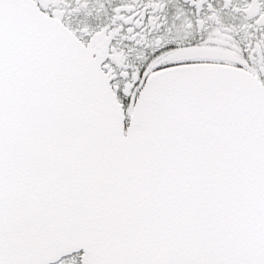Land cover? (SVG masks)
<instances>
[{
	"label": "snow or ice",
	"instance_id": "obj_1",
	"mask_svg": "<svg viewBox=\"0 0 264 264\" xmlns=\"http://www.w3.org/2000/svg\"><path fill=\"white\" fill-rule=\"evenodd\" d=\"M0 264H264V0H0Z\"/></svg>",
	"mask_w": 264,
	"mask_h": 264
}]
</instances>
